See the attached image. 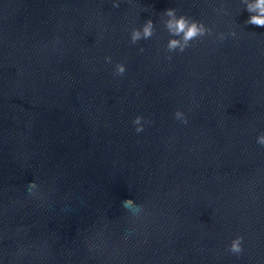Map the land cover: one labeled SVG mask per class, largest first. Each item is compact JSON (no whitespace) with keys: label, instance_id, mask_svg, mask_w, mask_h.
<instances>
[{"label":"water","instance_id":"95a60500","mask_svg":"<svg viewBox=\"0 0 264 264\" xmlns=\"http://www.w3.org/2000/svg\"><path fill=\"white\" fill-rule=\"evenodd\" d=\"M168 8L237 36L169 61ZM248 15L239 0H0L3 264H264V28ZM148 19L156 36L131 45Z\"/></svg>","mask_w":264,"mask_h":264},{"label":"clouds","instance_id":"9594fccd","mask_svg":"<svg viewBox=\"0 0 264 264\" xmlns=\"http://www.w3.org/2000/svg\"><path fill=\"white\" fill-rule=\"evenodd\" d=\"M239 3L243 5V9L249 14L245 25H253L259 28H264V0H239ZM112 6L118 8L120 6V0H112ZM214 12L220 15H228L225 10V6L221 3L219 8H215ZM159 21L163 30L167 33V42L164 46V51L167 55V59H172V54H182L193 46L196 42H201L205 38H214V40L223 42L229 37L235 38L237 32L230 30L228 33L214 32L212 27H209L203 20L196 19L192 16L178 13L176 8H168L159 14ZM157 34V25L152 19H148L139 27H134L129 33V41L131 45H137L141 41H149ZM140 52H144L143 48H140ZM106 64H112L113 60L111 56H106ZM127 72V67L124 63H116L114 65L113 74L118 77H123ZM174 119L181 124L187 125L188 119L186 114L181 110L174 112ZM150 121L145 120L143 116H136L132 120V125L135 128L137 134L145 131V125ZM256 144L264 147V133H260L256 137ZM40 186L37 182L30 183L27 186V194L31 198H39ZM123 207L129 210L134 216H138L141 212V206L134 203L132 200H125ZM128 239V236H125ZM226 251L233 256L239 258L244 252V237L236 236L233 238L227 246ZM0 264L3 261L0 260Z\"/></svg>","mask_w":264,"mask_h":264}]
</instances>
